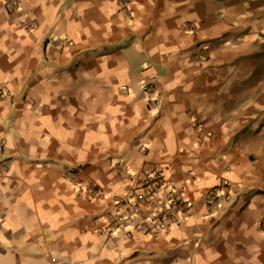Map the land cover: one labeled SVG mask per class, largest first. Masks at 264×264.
<instances>
[{"label":"crops","instance_id":"1","mask_svg":"<svg viewBox=\"0 0 264 264\" xmlns=\"http://www.w3.org/2000/svg\"><path fill=\"white\" fill-rule=\"evenodd\" d=\"M131 8L0 0V264H264V0ZM144 167L192 202L156 235L111 221Z\"/></svg>","mask_w":264,"mask_h":264},{"label":"built area","instance_id":"2","mask_svg":"<svg viewBox=\"0 0 264 264\" xmlns=\"http://www.w3.org/2000/svg\"><path fill=\"white\" fill-rule=\"evenodd\" d=\"M18 0H12L13 4ZM121 8L131 13L132 4L135 0H117ZM18 3V2H17ZM204 56H206V53ZM147 86L146 91L150 90ZM7 92L0 93V97ZM150 104L154 100L147 98ZM141 191L135 193L132 199H117L116 208L112 211L111 221L114 226L126 225L130 218L138 212L145 213V230L153 235L165 232L171 224L177 221L178 217L187 212L192 205L191 200L186 196L185 191L170 181L164 172L158 168L144 167L141 170ZM237 185L222 179L220 184L215 186L207 195L206 203L208 208L216 207L220 201L231 197L233 189ZM89 192L99 194V189L92 185ZM133 200V201H132ZM40 264H60L52 255H48Z\"/></svg>","mask_w":264,"mask_h":264}]
</instances>
